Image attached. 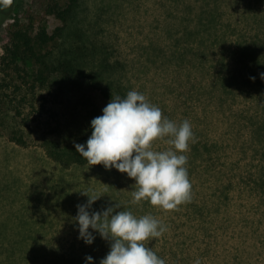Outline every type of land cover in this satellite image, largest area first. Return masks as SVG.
<instances>
[{"label":"rangeland","instance_id":"1","mask_svg":"<svg viewBox=\"0 0 264 264\" xmlns=\"http://www.w3.org/2000/svg\"><path fill=\"white\" fill-rule=\"evenodd\" d=\"M48 1L17 0L0 9V56L8 23L40 14ZM55 1L62 7L72 2ZM216 7L214 29L199 17ZM69 24L61 41L81 47L90 70L125 95L142 92L162 117L189 120L194 136L184 154L190 199L169 210L147 200L134 203V179L126 173L89 164L65 168L42 147H21L0 134V264H51V251L68 261L78 256V264L88 255L105 256L110 242L98 232L89 229L92 244L78 238L74 217L88 200L83 190L100 196L90 212L118 205L117 211L161 220L167 231L143 243L165 264H264V98L255 87L224 90L215 79L237 42L264 54V0H79ZM39 25L51 34L63 22L48 15ZM200 27V35L188 36ZM62 85L57 80L55 88ZM57 93L64 102L54 108L75 112L72 92ZM43 94L51 107L53 98ZM0 119L5 134L18 127L11 111L1 110ZM166 139L155 140L154 149L172 147Z\"/></svg>","mask_w":264,"mask_h":264},{"label":"trees","instance_id":"2","mask_svg":"<svg viewBox=\"0 0 264 264\" xmlns=\"http://www.w3.org/2000/svg\"><path fill=\"white\" fill-rule=\"evenodd\" d=\"M16 2L0 0V9L13 6ZM78 2L72 0L68 7H62L59 2L49 0L39 7L40 14L31 13L27 18L17 17L9 22L0 56V111H11L18 120V127L5 134L2 131L6 122L0 119V134L21 147H42L51 160L65 168L88 164L86 158L76 151L75 144L84 143L91 135V119L102 115V109L111 97L125 96L114 84L107 83L100 72L90 70V60L82 54L81 47L73 42L67 45L61 41ZM48 15H55L63 22V26L57 27L51 34L41 25L36 27ZM219 15L216 7L215 11L203 10L199 19L201 22H206V19L209 27L215 24V29ZM200 32L201 27L197 32L187 33L191 37L193 33L200 35ZM49 44L51 48L48 49ZM235 46L230 53L231 60L225 64L226 70L217 74L215 79L224 90L235 84L251 86L264 98V78L261 76L264 73V54L261 51L258 53L257 50L261 49L250 46L246 41L237 42ZM106 62L105 59L101 64ZM8 69L15 70L17 77L22 79L21 83L11 76ZM57 80L63 82L57 87L63 96L72 92V97L76 98L75 112L70 115L61 108H54V104L63 105L64 102L58 98ZM43 93L53 98L51 107L47 105ZM38 96L45 102L39 103ZM74 126L79 127V134H73ZM97 165L105 168L103 164ZM261 183L264 185L263 178ZM51 257V264H78L80 261L78 256L68 261L60 251H51ZM102 257H96L94 262L99 263Z\"/></svg>","mask_w":264,"mask_h":264},{"label":"clouds","instance_id":"3","mask_svg":"<svg viewBox=\"0 0 264 264\" xmlns=\"http://www.w3.org/2000/svg\"><path fill=\"white\" fill-rule=\"evenodd\" d=\"M264 78V73H261ZM91 135L84 143H76V151L89 165L103 164L115 168L134 179L133 202L147 200L165 210L173 209L190 199L191 184L184 154L193 138L191 124L185 119L179 124L162 117L159 106L135 89L125 96L111 97L103 107L102 115L90 121ZM166 139L172 147L157 150L153 143ZM91 190L80 191L88 197L77 205L74 221L79 237L92 244L95 236L89 229L109 241V251L99 264H165L151 247L143 242L160 237L167 226L151 214L136 216L131 210H119L118 205L102 211H89L100 196ZM85 264H95L86 256ZM194 264H200L197 259Z\"/></svg>","mask_w":264,"mask_h":264}]
</instances>
